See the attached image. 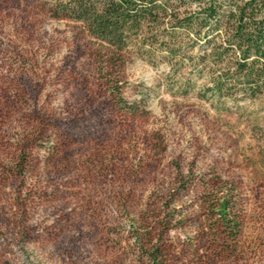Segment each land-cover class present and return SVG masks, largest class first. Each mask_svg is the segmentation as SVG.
<instances>
[{"label": "rangeland", "instance_id": "374dc122", "mask_svg": "<svg viewBox=\"0 0 264 264\" xmlns=\"http://www.w3.org/2000/svg\"><path fill=\"white\" fill-rule=\"evenodd\" d=\"M50 1L0 0V264H264V93L202 101L128 60L123 111ZM217 180L241 203L234 245L204 204Z\"/></svg>", "mask_w": 264, "mask_h": 264}, {"label": "trees", "instance_id": "16d2710c", "mask_svg": "<svg viewBox=\"0 0 264 264\" xmlns=\"http://www.w3.org/2000/svg\"><path fill=\"white\" fill-rule=\"evenodd\" d=\"M44 8L51 19L81 24L98 43L100 73L123 111H138L121 97L118 79L128 60L164 65L185 96L200 88L202 101L237 104L264 93V0H51ZM211 188L204 204L214 230L234 245L240 200L224 181Z\"/></svg>", "mask_w": 264, "mask_h": 264}]
</instances>
